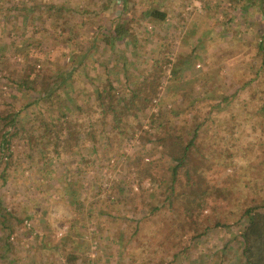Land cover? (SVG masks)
I'll use <instances>...</instances> for the list:
<instances>
[{"label":"rangeland","instance_id":"obj_1","mask_svg":"<svg viewBox=\"0 0 264 264\" xmlns=\"http://www.w3.org/2000/svg\"><path fill=\"white\" fill-rule=\"evenodd\" d=\"M52 4L64 7L58 19L70 30L64 35H59L61 25L52 26L49 7ZM17 7L19 14L15 13ZM24 7L33 9L25 27L19 17ZM146 8L166 11L165 22L159 27L147 24L143 14ZM253 10L251 7L248 13H240L234 0H130L126 9L121 0H0V61L39 63L50 58L51 61H42L43 65L56 67L52 59L60 53L58 61L63 65L67 59L63 49L66 50L68 44L59 40L65 39L68 32L75 33L76 39L68 46L74 49V42L78 41L87 53L83 61H109L108 54L116 56L110 61L119 70L117 75H112L118 86L123 75L116 61H121L123 56V60L128 61V72L140 73L152 62L160 42L172 48L154 107L139 116L137 124L132 126L137 129L134 134L119 135L122 142L111 137L110 143L99 136L92 140L81 132L75 146L58 159L52 157L50 151L47 160L33 135L24 137L23 132L17 133L10 141L11 155L7 158L0 155V171L6 167V182L0 179V239L9 234L13 236L10 241L15 264H64L68 252L78 255L72 264H178L173 261L174 254L185 245H188L184 250L186 255H182L184 259L179 264H194L192 260L200 261L196 264H242L235 260L240 248V232L247 222L240 212L264 197L262 188L258 189L264 182L257 174L263 168L252 167L255 160L251 154L258 150V143L264 136L251 118L258 97L250 100L252 89L240 88L241 82L253 76L252 70L259 66L256 46L264 42V19ZM120 17L130 20L128 42L116 45L114 52L104 50L101 35L111 31ZM29 36H33L34 41L40 38L41 43L25 49L21 46V52H16L13 47L20 46ZM92 42L99 46L91 47ZM184 61L190 62L182 70ZM7 69L2 70L0 66V112L23 111L20 107L26 106L30 97L13 82L11 76L18 70ZM87 71L91 77L92 72H99L100 68L94 65ZM80 72L81 84L87 87L88 94L94 93L91 78ZM41 73L43 70L39 67V80ZM177 75L185 82L171 78ZM213 75L218 78L215 80L218 84L208 85L204 79ZM95 79L105 82L103 77ZM259 79V83L253 82L255 87L263 86L264 72ZM188 81L195 82L187 85ZM195 93H198L195 101L205 97L214 103L222 95L226 99L221 102L217 114L216 109L208 112L202 102L195 103V108L185 114L184 107ZM168 109L178 110L176 122L189 120V126L196 119L195 115L200 118L209 115L201 127L204 133L199 140L212 141L216 131L226 140L231 137L232 141L229 147L232 164L221 173L216 166L208 178L220 183L226 174H235L237 179L229 190L233 201L217 200L206 206L195 221L201 228L207 227L197 242L191 238L195 228L189 223L193 222L182 214L172 211L166 204L159 211H153V207H159L164 201L162 186L151 183L148 177L137 176L135 168L127 164L128 158L142 153L157 165V177L166 180L167 157L151 142V136L139 129H148L151 111L165 119ZM24 111L28 115L30 110ZM2 123L0 121V125ZM8 130L13 132L14 126H9ZM248 146L252 148L250 151ZM72 152L76 155H70ZM125 185L127 190L123 189ZM70 195L75 197L74 202L70 201ZM221 208L225 209L220 211ZM216 216L227 223L211 225ZM119 230L123 239L118 241ZM134 231L137 232L134 234ZM59 232L62 235L58 236ZM226 243L230 248L225 252ZM0 264L3 263L0 261Z\"/></svg>","mask_w":264,"mask_h":264},{"label":"trees","instance_id":"obj_2","mask_svg":"<svg viewBox=\"0 0 264 264\" xmlns=\"http://www.w3.org/2000/svg\"><path fill=\"white\" fill-rule=\"evenodd\" d=\"M129 1L121 0L124 9L127 8ZM234 1L235 5L239 7L240 13H248L251 7H254L253 11L264 19V0ZM49 7L50 12H52V26H60L61 23L58 19L61 18L60 15L63 14L64 7L59 4H52ZM32 10V8L24 7L19 15L24 27L26 22L31 18ZM15 11V13H18L20 10L17 7ZM143 14L147 24L156 27L161 26L167 17L166 11L159 8H146ZM129 26L130 20L120 17L112 25L111 31L102 33L101 41L103 45L101 46H103V49L114 52L117 50L116 45L122 42L127 43L126 36L130 33ZM67 31L70 30L61 25L59 35H64ZM69 33L66 34L67 37L65 39L60 38L61 40L59 41L72 45L71 42L74 41L73 39H76V34L72 35L70 33L69 35ZM32 37L29 36L27 39H24L20 46L13 47L15 51L21 52L22 47L24 49L35 47L41 43L39 42L40 38H37L38 41H34V37ZM68 45L66 46L67 51L65 47L63 49L67 53L65 64L60 65L58 61L60 53L52 59L56 67L45 68V65H43L45 62L42 63V61H51L50 58L43 59L39 63L37 61H25L24 63L16 64L10 61H0L2 70L5 68L9 70L11 67L18 70V73L11 76L13 82L26 91L30 97L26 106L20 107L23 111L0 112V121L3 122L0 125L1 157L7 158L11 155L10 141L17 133L20 134L21 132L25 134L24 137L28 135L35 137L36 144H38L42 155L46 156L47 160L50 159L47 156L48 152L51 151L52 157L58 159L62 153L75 146L81 132H85V135L90 136L88 138L92 140L98 139L99 136L103 138L102 140H107L110 143H112L111 137L118 140V142H122L123 138H119V135H125L126 133L134 134L137 129L132 128V126H134V123L137 124L139 116L143 115L149 107H154L162 76L167 64L170 62L169 56L172 49L170 45L160 42L152 62L142 69L140 73L130 74L128 72L126 68L128 61L123 60L124 56L121 61H116L123 75V80L120 81L118 86L114 84V78L112 77V75H117L119 71L116 69L115 64L110 61L116 58L113 53L107 55V60L109 61H83L87 53L80 43L75 41L74 49H69ZM96 45L99 46V44L92 42L91 47L95 48ZM256 48L255 55L260 58V64L252 70L253 76H250L247 81L241 82L240 88L252 89L250 100L254 96L258 97L255 102L256 105L252 109L251 118L255 120V124L258 127L260 126V129L264 132V83L263 86L259 87H255L253 83H259V77L264 72V42H258ZM42 52L49 54L48 51L42 50ZM22 55L28 56L29 54L22 53ZM189 62L184 61V65L182 64L181 66L182 70L188 67ZM94 65H98L100 71L92 72L93 75L90 77L87 70H91ZM39 67L43 70L40 80L37 76ZM80 71L91 78L94 93L88 94L87 87L81 84L79 79ZM101 71L103 76L101 75ZM101 77H103L105 82L101 83L95 79ZM171 78L175 81L177 80L179 83L185 82L178 75ZM216 79L218 78L213 75L204 79V81L208 85H213L218 84L215 81ZM194 82L188 81L187 85H193ZM179 86L184 87L181 84ZM206 92L202 91V93ZM195 96H198V93H195L193 98L189 97V103L187 107H184L186 110L185 114L189 109L195 108V103L200 104V102L206 106L208 112L216 109L217 114L220 112L218 108L221 102L226 99L225 95H222L221 98L217 97L220 98L219 100L214 98L217 100L211 103V101H208L210 98L205 97H202L201 101H195ZM39 101H43V103H40V105ZM34 106H37V108L34 109ZM27 109L30 110L28 115L24 111ZM167 113L168 116L165 119H161L159 113L151 111L148 115V129H139L151 136V142L160 147L161 153L167 157L168 176L166 180L161 181L157 177V173H155L157 165L153 164L151 159H146V156L142 153H137L132 159L128 158L127 164L135 168L137 176H141L142 179L143 177H148V181L151 183H157V186H162L161 195L164 201L161 202L159 207H153V211H159L166 204L172 211L182 214L188 221L193 222L189 223V226L194 225L195 228H193L194 232L191 238L197 242L205 233L207 227L201 228L199 223H195V221L202 214L206 206H210L213 202L216 203L217 200H227L228 203L233 201V194L229 190H232L231 185L234 183L233 180L237 179L235 174L234 176L233 173L226 174L220 183L211 181L208 178V174H212L216 166H219L218 170L221 173L228 165L232 164L229 161V147L232 141L231 137L230 140H226L225 137L219 136L216 131L213 133L215 139L212 141L205 142L199 140L202 139L204 133L201 127L206 118H209V115L202 116L201 118L195 115L196 119H193L191 126H189V120L180 119L176 122V118L179 115L178 110L168 109ZM20 117H23V120L19 119ZM9 126H14L13 132L8 130ZM229 128L230 132L233 133V127ZM149 130H152V132L150 133ZM88 138L82 139L87 140ZM261 138V141L258 143V150L256 149L251 153L254 156L253 160L256 161V163L254 161V165L252 166L254 169H259V167L264 169V136ZM251 149L248 146V151ZM70 155L76 154L72 152ZM263 169L257 172V174H260L261 182H264ZM141 178H138L139 181H141ZM0 179L3 183L6 182L5 166L0 171ZM123 189L127 190V186L125 185ZM258 189L264 192V185L259 184ZM71 190L76 192V189L73 187ZM252 199L254 198L252 197ZM75 200V197L70 195V201L74 202ZM211 209L213 210L214 207H211ZM223 209L225 208L219 210L222 211ZM226 210L229 211L228 209ZM7 214H10V212H7ZM240 216L246 217L247 222L240 232L241 239L238 240L240 248L235 260L237 263L242 264H264V197L261 198L260 202L244 207L240 212ZM220 219L216 216L213 218V223L210 224L223 226L227 223V221ZM5 221H7L6 217ZM2 224L6 225L7 223L3 222ZM168 224L171 226L174 223ZM136 232L134 231V234ZM117 239L118 241L123 239L120 230L118 231ZM10 240H13V236L10 234L2 236L0 239V242L3 244L0 247L3 250L0 252V261L3 264H15L16 256L12 252L13 243ZM187 247L188 245H185L176 251L173 258L174 262L176 261L179 264V261L181 262L184 259L186 255L184 250ZM228 248H230V244L226 243L223 250L226 252ZM64 258V264H72L76 261L78 255L68 252ZM192 262L196 264L200 261L192 260Z\"/></svg>","mask_w":264,"mask_h":264},{"label":"built area","instance_id":"obj_3","mask_svg":"<svg viewBox=\"0 0 264 264\" xmlns=\"http://www.w3.org/2000/svg\"><path fill=\"white\" fill-rule=\"evenodd\" d=\"M60 235H62V233H61V232H59L58 236H60Z\"/></svg>","mask_w":264,"mask_h":264}]
</instances>
